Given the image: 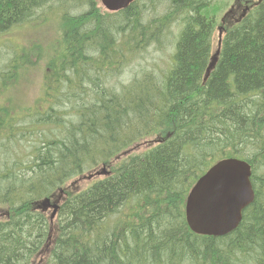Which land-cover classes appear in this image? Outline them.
<instances>
[{
  "label": "trees",
  "instance_id": "1",
  "mask_svg": "<svg viewBox=\"0 0 264 264\" xmlns=\"http://www.w3.org/2000/svg\"><path fill=\"white\" fill-rule=\"evenodd\" d=\"M215 1L145 0L111 19L99 11L96 0H0V32L29 23L39 12L55 13L62 26L61 47L40 58L47 62L40 107L28 112L20 126L29 132L36 119L58 128L63 117L57 104L77 117L62 138L51 135L57 145L52 151L33 145L34 166L28 167L33 174L0 173V205L8 204L14 212L0 221V264H28L38 254L48 256L46 264H237V254L251 246L264 260V177L257 176L258 171L264 174V3L228 31L218 65L204 84L216 10L225 3ZM166 3L172 12L159 32L188 14L173 68L160 84L142 81L115 93L109 79L150 40L158 41L148 33L160 18L151 17ZM35 64L30 55L19 57L0 78V94ZM19 121L0 110V136L9 140L22 134ZM156 130L173 136L116 165L89 188L68 192L50 256L45 248L51 226L43 214L30 210V199L56 191L94 159L107 162ZM42 132L38 129L35 136ZM215 135L216 141H204ZM250 145L254 157L243 152ZM241 155L253 167L256 190L241 227L225 238L193 234L184 215L187 189L215 159ZM260 258L251 256L245 264Z\"/></svg>",
  "mask_w": 264,
  "mask_h": 264
},
{
  "label": "rangeland",
  "instance_id": "2",
  "mask_svg": "<svg viewBox=\"0 0 264 264\" xmlns=\"http://www.w3.org/2000/svg\"><path fill=\"white\" fill-rule=\"evenodd\" d=\"M144 1L145 0H138L139 5H141ZM148 1L154 2L156 0H148ZM229 4L226 6V8L229 6ZM168 5L169 4L166 3V5L163 8L156 10L154 14H152L151 18L152 19L161 18V16L165 14L167 11L168 12L166 14L169 15L172 12V9L170 10V6ZM187 16H188L187 13L182 14V16L180 18L178 17V19L170 27L171 30L168 41L165 40V34L167 33L166 30L164 32H159L158 28L151 27L148 35L157 37L158 46L153 45L155 43L151 44L150 46L146 44L141 50L138 51V55L134 58L131 64L125 67L122 72H119L118 74L116 73V76L109 79L110 82L109 86L115 90V93L120 95L124 91H127L130 88V85L134 83L136 79H138L136 83L138 81H144L147 84H154L155 82L160 84V79L162 80L163 77L166 78L165 73L171 69L174 61V55L176 53L174 51H175V46L177 44L175 42L176 38L177 36L180 37ZM159 20L160 19H158V21ZM152 21L153 20H151L149 24ZM60 25L61 22L58 19V15H56L55 13L53 15L46 16V14L39 12V14H35V17L29 23L24 24V26L21 25L12 28L11 30L5 33L0 34V78L1 79L5 78V74H3L5 71L13 69L15 62L19 60V57H21L20 55L23 49L30 50L31 58L36 63H38V65L30 69L28 75L24 79L20 75L18 82L16 84L7 88L3 92V94H0V108L3 106H8L16 110L17 115H21L40 105L39 99L43 88V79H44L45 69L47 67V62L40 61L37 52L40 51V48L44 52L51 47L52 50L57 48L58 44L60 43V37L62 33ZM117 26L118 24L116 23L113 24V29L117 28ZM114 38L117 39V32L114 33ZM23 68L24 67L21 61L19 69H23ZM9 83H11V81ZM73 102L77 104V102H79L78 97L73 98ZM63 106H65V104ZM63 106H61L60 104L56 105V109L59 110L58 115H61L63 117V121L60 123L58 122V128L56 129H53L52 127L46 129L40 128L39 129L40 131L41 129L42 131H45L41 133L40 137L35 136V133L37 131L36 129L35 130L32 129L29 132H25L26 127L20 126L22 124L21 123L22 120L25 119V116L24 117L17 116L21 120L19 121V126H20L19 128H21L24 131L19 136H16V134H14V137L10 138L9 140H7L6 138L3 139L0 136V140L2 139L0 141V173L2 172L7 173L17 170L18 175H25L26 177H28L30 174H33L32 171L28 169V167L34 166V163L27 162L28 156H30L33 150V145L35 149L36 148L43 149L50 147L49 151H52L57 145H54V143H52L53 141L51 140V135L53 133H59L61 134L60 138H62L64 136V129L66 127H69V124L74 120V118L77 119L76 116L69 117L67 113L63 111ZM79 110H81V105H79L78 111ZM36 123L37 120L35 119V124ZM2 127L3 126L0 124V131ZM110 137L111 136H109L108 139ZM155 137L156 136L149 137L147 139L145 138L143 140H145L146 142L141 143L139 145L133 144L127 149L133 150L132 154H141L147 151L148 149H150L151 145H149V143L158 138ZM217 139L218 136L215 135L208 139H204V141L208 144L210 142L216 141ZM184 147L185 146H183L182 151L185 150ZM243 152L251 157L255 156V151L251 145L244 147ZM222 153H225V151L223 150L222 152H219L217 156L221 155ZM95 156L96 154H94V157ZM98 159H94V160H98ZM18 162H24V163L23 165H19ZM101 164L102 161H100L98 165L94 166L90 170L85 171L82 175L88 174L92 170L99 168ZM57 166L60 167L59 165ZM69 167H74V166H69ZM258 175L264 177V174H262L260 171H258ZM44 177L45 176H42L41 174L40 181H43ZM56 177H58V174L57 176L54 177V179H56ZM78 177L79 176L74 177L71 180L67 181L62 187H65L66 190L75 192L79 190H84L90 187L91 185H93L95 182L103 179V177L100 176L94 178L93 180L83 179L81 180V182L75 183V180ZM0 209L6 210L7 207H0ZM1 215L2 213L0 212V219H4L5 216H1ZM48 216H50V213L48 214ZM59 220L60 217L58 215L54 219V221H52V224L56 226L57 224H59ZM56 238H57L56 231L53 230L46 249L53 248ZM246 246L247 245H245L244 247ZM256 248L257 247L255 246H251L246 252L241 251L240 253H238L236 256V259L238 258L236 263L245 264L250 259L251 256L260 258L258 252L255 251ZM239 257H241V259ZM47 259L48 256L42 257L41 255H39L31 259L28 264H46ZM253 264H257V262Z\"/></svg>",
  "mask_w": 264,
  "mask_h": 264
},
{
  "label": "water",
  "instance_id": "3",
  "mask_svg": "<svg viewBox=\"0 0 264 264\" xmlns=\"http://www.w3.org/2000/svg\"><path fill=\"white\" fill-rule=\"evenodd\" d=\"M133 0H102L110 10H120ZM214 59L210 69L215 67ZM251 167L244 161L230 159L218 164L217 170L203 177L193 189L186 207L190 228L202 235L222 236L236 229L242 219V211L254 200L250 182ZM50 207L45 200L39 208ZM56 214L58 207L55 206Z\"/></svg>",
  "mask_w": 264,
  "mask_h": 264
},
{
  "label": "bare ground",
  "instance_id": "4",
  "mask_svg": "<svg viewBox=\"0 0 264 264\" xmlns=\"http://www.w3.org/2000/svg\"><path fill=\"white\" fill-rule=\"evenodd\" d=\"M247 163V162H246ZM218 164H219V161L216 163V164H214L210 169L212 170V171H216L217 170V166H218ZM248 164V163H247ZM249 165V164H248ZM250 166V165H249Z\"/></svg>",
  "mask_w": 264,
  "mask_h": 264
}]
</instances>
